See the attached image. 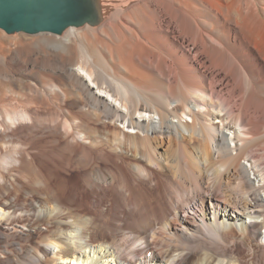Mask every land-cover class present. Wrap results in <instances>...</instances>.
Instances as JSON below:
<instances>
[{"label":"bare ground","instance_id":"bare-ground-1","mask_svg":"<svg viewBox=\"0 0 264 264\" xmlns=\"http://www.w3.org/2000/svg\"><path fill=\"white\" fill-rule=\"evenodd\" d=\"M86 1L0 29V264H264V0Z\"/></svg>","mask_w":264,"mask_h":264},{"label":"water","instance_id":"water-1","mask_svg":"<svg viewBox=\"0 0 264 264\" xmlns=\"http://www.w3.org/2000/svg\"><path fill=\"white\" fill-rule=\"evenodd\" d=\"M92 14L86 0H0V29L6 34L60 35Z\"/></svg>","mask_w":264,"mask_h":264},{"label":"rangeland","instance_id":"rangeland-1","mask_svg":"<svg viewBox=\"0 0 264 264\" xmlns=\"http://www.w3.org/2000/svg\"><path fill=\"white\" fill-rule=\"evenodd\" d=\"M84 27V26H83ZM83 27H80V28H72L73 30H75V31H81V30H83L84 28ZM87 28V30L88 31H96V30H92V29H95V28H89V27H86ZM3 32V31H2ZM3 34L5 35V38L6 39H17V38H19L20 36L22 37H24L25 39H31V38H35V37H38V35L39 34H36L37 36H35V35H27V34H24V33H16V34H22V35H20V36H18V37H15V36H13V35H16V34H13V35H8V34H6V33H4L3 32ZM47 34H49V33H41V35H47ZM63 35V34H62ZM62 35H53V34H49V36H51V37H54V38H56V39H62V38H60V36H62ZM40 36V35H39ZM5 86L2 84V86L0 85V88L1 89H3ZM262 240L264 241V236H263V238H262Z\"/></svg>","mask_w":264,"mask_h":264}]
</instances>
